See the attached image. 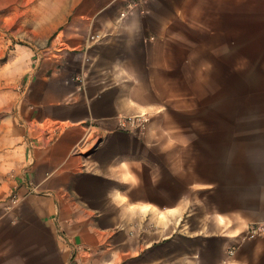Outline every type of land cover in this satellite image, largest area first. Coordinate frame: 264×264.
<instances>
[{
	"label": "crops",
	"instance_id": "crops-1",
	"mask_svg": "<svg viewBox=\"0 0 264 264\" xmlns=\"http://www.w3.org/2000/svg\"><path fill=\"white\" fill-rule=\"evenodd\" d=\"M129 1L0 0V264H264V0Z\"/></svg>",
	"mask_w": 264,
	"mask_h": 264
},
{
	"label": "built area",
	"instance_id": "built-area-1",
	"mask_svg": "<svg viewBox=\"0 0 264 264\" xmlns=\"http://www.w3.org/2000/svg\"><path fill=\"white\" fill-rule=\"evenodd\" d=\"M136 0L129 1L125 8L120 12L119 18L125 19L128 14L133 11L134 7L136 6ZM93 39V37H92ZM148 122V117L146 112H141L134 116L123 117L119 120L120 128L123 130L130 129L129 127H136L139 131L143 132L145 130L146 124ZM17 200L16 195H13L11 198L12 202Z\"/></svg>",
	"mask_w": 264,
	"mask_h": 264
},
{
	"label": "rangeland",
	"instance_id": "rangeland-1",
	"mask_svg": "<svg viewBox=\"0 0 264 264\" xmlns=\"http://www.w3.org/2000/svg\"><path fill=\"white\" fill-rule=\"evenodd\" d=\"M142 112H146V113H147L148 122H149V120H150V116H151V112H150V111H146V110H145V111H142ZM139 113H141V112H139ZM139 113H138V114H139ZM136 115H137V114H136ZM148 122H147V123H148ZM146 125H147V124H146ZM128 130H129V129H128ZM125 131H127V130H125ZM130 131H131V130H130Z\"/></svg>",
	"mask_w": 264,
	"mask_h": 264
}]
</instances>
